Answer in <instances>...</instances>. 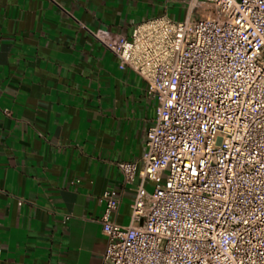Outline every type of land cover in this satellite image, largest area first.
Here are the masks:
<instances>
[{
	"label": "built area",
	"instance_id": "obj_1",
	"mask_svg": "<svg viewBox=\"0 0 264 264\" xmlns=\"http://www.w3.org/2000/svg\"><path fill=\"white\" fill-rule=\"evenodd\" d=\"M189 13L96 31L157 101L127 226L106 190L102 264H264V0H189ZM147 184H153L148 192Z\"/></svg>",
	"mask_w": 264,
	"mask_h": 264
},
{
	"label": "crops",
	"instance_id": "obj_2",
	"mask_svg": "<svg viewBox=\"0 0 264 264\" xmlns=\"http://www.w3.org/2000/svg\"><path fill=\"white\" fill-rule=\"evenodd\" d=\"M189 0H0V264H102L106 190L130 223L157 101L94 32L129 36Z\"/></svg>",
	"mask_w": 264,
	"mask_h": 264
},
{
	"label": "rangeland",
	"instance_id": "obj_3",
	"mask_svg": "<svg viewBox=\"0 0 264 264\" xmlns=\"http://www.w3.org/2000/svg\"><path fill=\"white\" fill-rule=\"evenodd\" d=\"M146 189H147V191L150 192V193L153 192V190H154V186H153V184H147V185H146Z\"/></svg>",
	"mask_w": 264,
	"mask_h": 264
}]
</instances>
